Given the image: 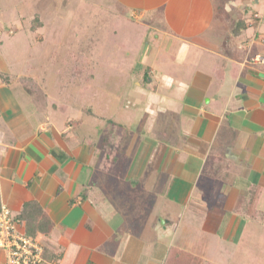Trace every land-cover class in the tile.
<instances>
[{"label":"crops","instance_id":"1","mask_svg":"<svg viewBox=\"0 0 264 264\" xmlns=\"http://www.w3.org/2000/svg\"><path fill=\"white\" fill-rule=\"evenodd\" d=\"M101 4L115 11L112 45L128 50L117 36L126 18L142 21L161 44L164 63L133 73L126 106L134 113L131 124L141 127L151 147L148 152L172 154L166 165L170 179L163 176L172 199L162 200V211L155 213L157 198L151 195L137 198L117 184L109 191L112 179L108 187L92 182L94 155L103 151L111 162L107 171L118 160L109 138H101V149L89 137L74 143L69 103L62 101L54 112L39 109L33 100L31 107L23 105L21 95L29 88L13 76L0 40V208H10L21 230L34 229L32 237L44 245L41 264H164L172 247L213 264H264L262 255L250 253L264 252L262 1ZM125 27L128 38L130 26ZM14 81L21 84L17 90ZM130 141L131 136L118 148L126 167L114 175L124 180L131 177ZM254 187L259 188L255 210L243 213L241 204ZM153 191L148 192L158 197ZM188 202L196 204L195 219L204 214L202 225L183 224ZM241 244L247 251L243 258L232 255ZM6 259L0 249V264Z\"/></svg>","mask_w":264,"mask_h":264},{"label":"rangeland","instance_id":"2","mask_svg":"<svg viewBox=\"0 0 264 264\" xmlns=\"http://www.w3.org/2000/svg\"><path fill=\"white\" fill-rule=\"evenodd\" d=\"M261 1L264 5V0ZM101 3L102 0H0L2 50L7 63L16 71L13 76L21 78L23 85L29 88L26 94L21 95L23 105L31 107L30 100H33L39 109L54 112L60 108L62 101L69 103V114L76 133L74 143L89 137L101 149V138H109L118 160L111 164L114 167L112 171H107L106 164L111 162L103 151L94 155L92 159L96 161L91 181L99 180L101 183H94L108 187L110 183L107 180L112 179L114 185L107 188L109 191H115L117 184L119 188L136 192L132 195L137 198L151 195L152 199L157 198L154 212H160L162 200L172 199L173 191L163 178L170 179L166 165L172 154L163 156L164 153L152 155L148 152L151 147L143 141L141 127H133L134 123L131 124V118H128L134 113L126 106L130 91L128 93L125 88L135 77V71L147 64L156 66L159 62V67L164 63L161 44L152 29L144 26L142 21L136 23L126 18L117 36L127 42L128 50L123 51L119 44L112 45L113 38H116L111 32L115 11L101 7ZM98 17L103 20L101 24L96 23ZM125 25L130 26L128 38ZM145 72L147 79L149 71ZM13 83L16 90L21 85ZM76 123L78 127H75ZM130 136L128 159L132 158L131 177L124 180L114 174L124 166L118 148ZM74 146H71V152ZM158 180L160 187H153ZM152 189L158 197L148 192ZM187 197V192L182 194V199ZM116 198L123 200L119 196ZM187 205L190 211L183 216V224L194 222L202 225L204 214L195 219L193 206L196 204L188 202ZM169 209L164 213L172 216V212H167ZM140 222V219L136 221L138 225ZM242 246H236L232 255L243 258L242 253L247 251L245 248L242 251ZM250 253L264 257V252Z\"/></svg>","mask_w":264,"mask_h":264},{"label":"built area","instance_id":"3","mask_svg":"<svg viewBox=\"0 0 264 264\" xmlns=\"http://www.w3.org/2000/svg\"><path fill=\"white\" fill-rule=\"evenodd\" d=\"M0 249L6 253V264H41L44 261L42 242L21 230L6 205L0 208Z\"/></svg>","mask_w":264,"mask_h":264},{"label":"trees","instance_id":"4","mask_svg":"<svg viewBox=\"0 0 264 264\" xmlns=\"http://www.w3.org/2000/svg\"><path fill=\"white\" fill-rule=\"evenodd\" d=\"M68 68H72V67H68ZM258 189H259L258 187L252 188L250 195L241 204V211L243 213L250 214V212H252L253 209L255 210V205L257 203ZM26 233L30 236H33L34 229L33 232L27 231ZM164 264H213V263L205 259L200 254H193L185 250H181L179 249V247H172Z\"/></svg>","mask_w":264,"mask_h":264}]
</instances>
